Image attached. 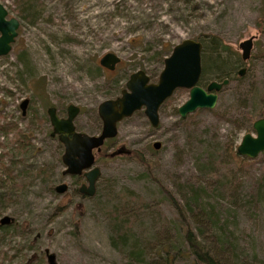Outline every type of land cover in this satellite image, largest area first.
Here are the masks:
<instances>
[{"label": "rangeland", "instance_id": "obj_1", "mask_svg": "<svg viewBox=\"0 0 264 264\" xmlns=\"http://www.w3.org/2000/svg\"><path fill=\"white\" fill-rule=\"evenodd\" d=\"M39 1L43 13L28 24L13 11L14 0H0L7 16L18 20L10 50L0 56V160L10 172L9 178L0 175V218L12 219L7 234L0 230V255H13L8 264L25 259L32 264L34 258L47 264L46 249L56 264H137L110 243L108 208L118 203L123 189L132 191L147 206L140 210L136 232L151 240L162 231L160 223L171 228L176 218L160 187L181 205V192L193 187L200 200L212 202L242 247L240 254L224 255L223 264H264V191L257 186L264 181V152L240 169L234 198L222 190L223 142L234 136L236 145L244 133L253 135L247 118L259 107L263 110L256 118L264 116V23L261 31L257 23L264 0ZM116 6L120 10L114 11ZM209 35L227 49L217 54ZM250 36L249 57L241 61L237 45ZM185 38L205 42L200 65L212 56L222 60L219 71L200 72L198 85L232 77L217 92L215 105L180 117L177 107L188 98V90L177 88L159 106L155 128L142 109L123 118L107 153L136 150L150 163V173L126 154L101 156L95 159L100 174L94 194H79L83 179L61 174L62 146L49 136L46 108L53 106L63 116L67 104L77 106L76 130L97 134V104L118 96L128 75L138 69L156 81L162 68L155 57L160 44L171 48ZM105 52L119 57L113 70L98 65ZM240 68L244 71L237 75ZM23 99L27 103L21 115ZM17 130L24 135L22 142H28L18 151ZM61 182L67 188L57 193L54 185ZM128 201L133 206L138 202ZM189 220L196 226L192 215ZM206 234L208 249L222 264L221 245L213 233Z\"/></svg>", "mask_w": 264, "mask_h": 264}, {"label": "water", "instance_id": "obj_2", "mask_svg": "<svg viewBox=\"0 0 264 264\" xmlns=\"http://www.w3.org/2000/svg\"><path fill=\"white\" fill-rule=\"evenodd\" d=\"M18 20L7 16V10L0 3V56L10 50V45L17 35ZM250 36L238 43L240 59L245 61L249 57L252 46ZM201 43L198 40L185 38L174 44L167 56L163 58L162 68L156 81L151 82L147 74L138 69L131 72L124 82L118 96L107 98L97 104L96 111L101 121V128L97 134H87L77 131L73 119L79 108L73 104L66 106L65 117H59L53 106L46 109L48 122L51 127L50 136H55L62 145L60 162L63 166V176L81 175L84 181L77 187V192L82 195L92 196L95 192V182L100 174L95 165V152H98L105 139L115 137L116 123L142 109L144 116L151 127L158 125V108L168 99L175 89L188 90V98L177 107L180 117L196 109H210L215 105L217 92L228 83L224 78L220 81L211 80L204 87L198 85L201 72L200 65ZM119 62V57L113 52H105L98 59V65L107 70H113ZM244 68L237 71L241 75ZM27 100L23 99L19 108L21 114L25 113ZM253 135L244 133L236 144L235 151L246 158H254L264 152V117L255 119L251 124ZM158 142L152 146L157 148ZM121 153L118 149L111 153ZM67 188L66 183L54 185V191L62 193ZM12 221L8 216L0 218V225ZM47 264H56L52 253L44 250Z\"/></svg>", "mask_w": 264, "mask_h": 264}, {"label": "trees", "instance_id": "obj_3", "mask_svg": "<svg viewBox=\"0 0 264 264\" xmlns=\"http://www.w3.org/2000/svg\"><path fill=\"white\" fill-rule=\"evenodd\" d=\"M117 9L119 8L116 6L114 11ZM13 11L20 19L26 21L28 24H33L42 15L43 5L39 0H14ZM129 19L130 18H128V21H132ZM138 19L144 20L145 17ZM134 21H137V19ZM257 23L261 31L260 25L264 23V13L260 16ZM209 36L210 45L214 51H217V54L227 49L226 46L222 44L221 39L214 35ZM133 39L134 38H132V40ZM198 41L201 43L202 53L206 44L203 40ZM171 48L161 43L160 48L155 53L156 59L163 61V58L169 54ZM220 63L222 64V60H219V56H212L210 61L202 59L201 71L202 73L207 72L208 69L219 71L220 67L223 66ZM224 78H227L229 81L232 77L230 75H224L220 80ZM199 82L200 80L198 84ZM262 110L263 107H259L258 110H255V112L247 118V126H249L250 129H252V122L257 119L256 115L261 113ZM14 135L17 145L14 149L18 151L22 149V145H24L23 148L28 145L26 140V142H22L24 135L20 130H17ZM235 148L234 136L227 138L222 144V190L229 196L232 195V198H234L233 193L236 191L239 183L238 173L242 167L248 164L249 159L238 155ZM102 151L103 149L96 154L95 159L101 156H107H104V152ZM125 154L140 162L146 168L147 173H150L151 165L144 159L140 152L132 150L130 153ZM112 156L115 155L113 154ZM112 156L108 155L107 157ZM1 174H4L8 178L10 177V172L0 160V175ZM0 181L3 182V180ZM257 186L259 189L263 188L262 191H264V181L262 179L258 181ZM160 189L165 197H167V200L175 212L176 218L172 223V227L169 228L168 223L163 221V223H160L162 228L160 233H155L151 240L141 239L136 232L135 223L140 215V210L145 209L147 206L142 202V199H139L132 191L123 189L118 203L110 206L107 211L112 232L109 238L112 246L124 250L127 253V257L133 258L137 264H221L219 260L213 256L205 243V237H207L206 233L208 232V234L213 233L215 242L221 245L222 264L224 255L234 254L237 250L238 254L242 253V247H239L238 242L233 236L234 232L230 229L227 222L223 219L222 221L220 220L219 213L212 202L206 199H199L197 189L189 187L188 191H185V193L181 192L184 202L182 205L165 188L160 187ZM126 199H132V201L136 200L138 202L134 206L127 205L129 201ZM139 203L140 205H137ZM189 215L190 217L192 215L196 219V226L192 225L189 220ZM9 224L10 223L0 225L2 234H7ZM171 230L173 232H170ZM171 233H173V236ZM12 260L13 255L7 257L5 254H2V256L0 255V264H8V262ZM32 261V264H40L41 258H34ZM27 263L28 259H25L21 264Z\"/></svg>", "mask_w": 264, "mask_h": 264}, {"label": "flooded vegetation", "instance_id": "obj_4", "mask_svg": "<svg viewBox=\"0 0 264 264\" xmlns=\"http://www.w3.org/2000/svg\"><path fill=\"white\" fill-rule=\"evenodd\" d=\"M67 105H68V104H67ZM67 105H66V106H67ZM66 106H65V111H64V115H63V116H60V115L57 114L59 117H65V115H66ZM48 107H49V106H48ZM46 109H47V108H46ZM55 110H56V109H55ZM20 111H21V110H20ZM45 112H46V110H45ZM56 113H57V112H56ZM21 115H22V114H21ZM262 117H264V116H262ZM47 118H48V117H47ZM259 118H260V117H259ZM74 127H75V126H74ZM100 128H101V126H100ZM75 129H76V128H75ZM50 130H51V127H50ZM50 130H49V132H50ZM99 131H100V130H99ZM49 136H50V135H49ZM50 137H55V136H50ZM55 138H56V137H55ZM113 138H114V137H113ZM113 138L105 139L104 142H103V144L101 145L99 151H101V150L103 149L102 152H104V153H103L104 156H106V155H107V156H108V155L112 156L111 153H110V154L107 153V148H106V147H107L108 145H110V144H109L110 142H108V141L111 140V139H113ZM56 140H57V139H56ZM59 144H60V143H59ZM60 145H61V144H60ZM61 146H62V145H61ZM118 149H120V150H121V153H123V154H125V153L128 154V153H129L128 151L124 150L123 148H117V149H115V151H117ZM99 151H98V152H99ZM98 152H95L94 157H96V154H97ZM61 153H62V152H61ZM78 177H81V178L83 179V181H84V178H83L81 175H78ZM81 183H82V182H81ZM81 183H80V184H81ZM80 184H79V185H80ZM79 185H78V186H79ZM79 194H80V193H79Z\"/></svg>", "mask_w": 264, "mask_h": 264}]
</instances>
